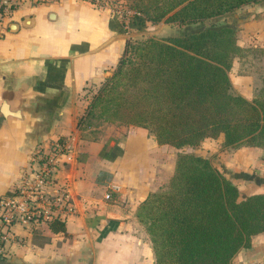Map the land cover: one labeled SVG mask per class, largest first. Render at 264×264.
<instances>
[{"label":"crops","instance_id":"1","mask_svg":"<svg viewBox=\"0 0 264 264\" xmlns=\"http://www.w3.org/2000/svg\"><path fill=\"white\" fill-rule=\"evenodd\" d=\"M222 19L235 24L241 47L264 48V0ZM125 28L108 7L89 0L24 2L0 18V194L29 170L36 146L61 137L69 147L57 158L56 176L75 204L63 219L65 231L16 224L0 264H155L136 212L168 182L178 148L158 143L143 126H78L126 38L144 33ZM250 152L259 155L264 147L242 145L223 159L244 168Z\"/></svg>","mask_w":264,"mask_h":264},{"label":"trees","instance_id":"2","mask_svg":"<svg viewBox=\"0 0 264 264\" xmlns=\"http://www.w3.org/2000/svg\"><path fill=\"white\" fill-rule=\"evenodd\" d=\"M256 1L125 0L135 11L129 26L142 29L146 20H163L183 28L162 37H127L78 126L87 128L91 118L97 125L143 126L158 143L176 148L219 135L222 148L264 147V86L248 98L233 91L229 75L235 57L264 48L241 47L235 24L226 20L200 25ZM136 214L149 234L155 264H233L252 236L264 232V191L240 195L238 185L208 156L181 150L166 185L150 191ZM45 227L65 231L59 219L38 229Z\"/></svg>","mask_w":264,"mask_h":264},{"label":"built area","instance_id":"3","mask_svg":"<svg viewBox=\"0 0 264 264\" xmlns=\"http://www.w3.org/2000/svg\"><path fill=\"white\" fill-rule=\"evenodd\" d=\"M45 1L50 0H0V18L10 15L24 2ZM89 1L117 12L118 19L124 20V27H128V16L135 12L116 0ZM68 147V142L61 137L52 139L47 148L36 146L29 170L23 171L20 180L9 191L0 194V255L5 254L7 242L13 240L16 224L33 231L53 219L63 220L75 211L72 195L56 176L57 158ZM104 196L110 198L111 193L107 191Z\"/></svg>","mask_w":264,"mask_h":264},{"label":"rangeland","instance_id":"4","mask_svg":"<svg viewBox=\"0 0 264 264\" xmlns=\"http://www.w3.org/2000/svg\"><path fill=\"white\" fill-rule=\"evenodd\" d=\"M116 1L123 5L125 2V0H123V2L121 0ZM116 5L123 7L119 3ZM112 13L115 16L118 14L117 12ZM224 19H222V17L209 18L200 23V25H207L212 21H225ZM182 28L183 25L160 20L157 22H144L142 29L137 30L138 32H144L141 36L154 35L156 37H162L177 33ZM243 53V58L235 57L233 59L229 75L232 80L233 91L240 92L246 97L252 98L258 93L260 88L264 86V50H248ZM90 121L91 126L97 125L98 123V120L95 118H91ZM221 139V135L216 138L208 137L197 145H185L178 148L177 152L181 150L191 151L208 156L217 168H219L227 177L232 179L238 185L240 195L264 191V152H261L259 155L253 152L245 154L244 157L245 159L249 158V163L245 164L244 168H236L231 165L226 166L227 162L224 161L225 159H223V154H230L231 160V157L235 156L233 151L235 152L236 147H227V149L222 148ZM143 228L145 229L144 225ZM147 235L150 240L148 233ZM232 263L264 264V233L252 236L251 245L241 248L233 257Z\"/></svg>","mask_w":264,"mask_h":264}]
</instances>
